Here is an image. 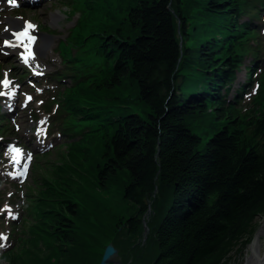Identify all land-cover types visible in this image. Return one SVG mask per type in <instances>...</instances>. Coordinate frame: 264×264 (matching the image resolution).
I'll return each mask as SVG.
<instances>
[{
    "label": "trees",
    "instance_id": "16d2710c",
    "mask_svg": "<svg viewBox=\"0 0 264 264\" xmlns=\"http://www.w3.org/2000/svg\"><path fill=\"white\" fill-rule=\"evenodd\" d=\"M257 1L138 0L125 21L116 6L104 27L91 34L95 53L113 64L97 83L77 86L67 103L77 118L90 112L79 107V96L90 98L87 89L112 90L127 79L138 89L137 99L148 105V119L109 118L111 111L82 119L97 121L110 134L98 166L101 184L106 187L120 172L127 175L124 197L135 213L125 225L119 223L121 245L131 250L132 241L143 237L145 217L156 248L151 264H220L232 242L264 211V82L257 109L246 116L233 105L225 108L222 95L248 53V41H242L248 22L240 20L255 11ZM98 16L90 6L86 21ZM77 34L74 41L82 45ZM72 181L58 177L59 189L45 178L38 195L40 201L51 190L46 213L53 234L70 244L72 218L62 204L72 215L77 205L59 198Z\"/></svg>",
    "mask_w": 264,
    "mask_h": 264
},
{
    "label": "rangeland",
    "instance_id": "374dc122",
    "mask_svg": "<svg viewBox=\"0 0 264 264\" xmlns=\"http://www.w3.org/2000/svg\"><path fill=\"white\" fill-rule=\"evenodd\" d=\"M76 1L82 9H89L91 6L99 15L97 19L89 21H86V18L83 19L77 25L78 29L75 32L76 38L78 37V32L82 35L81 40L86 37L89 38V40L83 42L80 46L83 47L81 53L79 50L78 53L80 54L74 60L78 62L71 63L72 67H80L78 71L82 76L88 75V80L85 83L88 85L91 81L92 83H97L98 81L95 79L104 78L105 74L102 71L108 68L109 63L113 64V59H108L104 54L100 56L96 53L90 55L89 52L98 47L93 36H91L93 30L101 28V26L104 27V24L112 17V12H115L114 8L116 6H120L123 10L120 14L121 22L125 21L129 8L135 7L138 0ZM70 6L75 8L74 0H71ZM78 18L79 15L72 16L71 10L65 11V15H62L61 20L55 28L58 32L54 38V46L60 41L66 40V35L77 24ZM47 20L45 19L44 21L47 22ZM192 22V20H187V24H191V26ZM80 29H82L81 32ZM89 41V50H86L85 47L88 46ZM262 43L264 46V38ZM62 49L65 51L67 47L63 45ZM68 52L69 50L67 54ZM56 59H59V55H56ZM250 60V57L246 59L247 66ZM76 68L71 69V71H76ZM245 71V68H243L239 74L240 82L238 86L243 81H247V77H249V73L246 75ZM255 77L254 75L252 76L253 79ZM100 91L98 88H94V91L87 89L85 95L89 96L91 100H88L90 99L88 97L79 96L81 99L79 107L86 106L89 108L87 111H90L84 115L111 111V115L106 113L109 118L138 114L144 119H148V105L137 99L139 91L129 80L126 79L122 86H117L115 89H101ZM95 92L96 95L93 94ZM228 97L229 101H231L234 98V92H230ZM62 100L64 101L63 98ZM250 100L247 99L241 103V108L246 109L245 111L248 110L247 112L257 109L256 106L249 109ZM74 115L75 113L73 112ZM84 115L78 114L77 118L69 117L66 121L59 122L63 126L70 127V132L74 134V139L72 142H66L49 156L43 158L38 167L39 170L36 169L34 172V176H36L35 173L39 171V179L41 174L43 178H47L52 182L55 187H58V177L60 180L68 176L73 178L74 181L71 182V187L66 186L64 188L63 194L65 197L59 198L61 200L66 199L67 202L77 205L75 207L77 214L72 215L67 208V204H62L65 208L64 213L72 218L70 220L73 224V243L70 244L66 240H59L53 234V223L46 213L48 203L53 198L49 196L51 193V190H49V194L43 196L42 200H40V219L31 218L32 225L37 224L30 228L28 226L29 231L33 230L32 235L27 236L28 228H22V237L25 244H22L21 250H24V252L13 257H6V261L0 260V264H100L103 254L110 244H113L118 250L119 257L116 259V262H120L121 264H151L155 259L156 248L153 245V240H151V237L154 235L150 229L148 232L144 230L143 237L132 241L133 247L131 250L125 249L121 245L123 235L120 232L122 225H119V223L124 224L125 220L135 213V206L124 197L127 175L120 172L118 177L110 181L106 187L101 184L98 177V166L106 158L110 134L104 132V128L99 126L101 124L97 123V121H83L82 117ZM6 130L7 128L5 127L2 133L6 132ZM73 154L76 155L74 162L70 159V155ZM69 166L74 167L72 172H70ZM39 185L40 181L37 186L34 183V188L29 192L31 200L38 195L39 188L37 187ZM57 196L55 197L56 207L59 206L56 202ZM262 222H264V211L258 214L248 228L244 230V233L232 242L231 247L221 259L220 264H246L247 257L250 256L248 253L249 247L254 243ZM57 226L60 227L58 224ZM118 226L120 229H118ZM260 244V252L264 257V238ZM19 250L15 253L18 254ZM123 257H130L129 261L124 260Z\"/></svg>",
    "mask_w": 264,
    "mask_h": 264
},
{
    "label": "snow or ice",
    "instance_id": "6c2138e0",
    "mask_svg": "<svg viewBox=\"0 0 264 264\" xmlns=\"http://www.w3.org/2000/svg\"><path fill=\"white\" fill-rule=\"evenodd\" d=\"M34 29H35V25H33L31 22H28L22 32L14 33V35L16 36V39L20 42V45L23 46L24 49H25L24 56H23L25 64L29 63L30 60L34 59V54H33V50H32V45L36 41V37L34 35H32V31ZM5 45L6 46H13V47L16 46V45H10L8 41H5ZM3 83H4L5 87H8V84H9L8 80H5ZM0 95H3V93H0ZM31 99H32V97L29 96L28 100H31ZM41 123L43 124L44 122L41 121ZM41 132H42V130L38 129L37 130V135L38 136L41 135ZM11 152L13 153L12 161L15 164L18 165L20 163L21 158H23L25 156V154L22 152L21 149L16 148V147H12L11 148ZM26 158H27L28 161H31L32 160V154L31 153H27V157ZM27 171H28V164L25 163L23 165V170L22 171H18V172H15V173H9V175H12L13 178L19 177L22 180L24 177H26ZM5 210L8 211L9 216L12 219L16 218V216L12 214L10 208H8L6 206ZM7 239H8L7 235L0 234V247H4L5 246V244L3 242H6Z\"/></svg>",
    "mask_w": 264,
    "mask_h": 264
},
{
    "label": "bare ground",
    "instance_id": "6f19581e",
    "mask_svg": "<svg viewBox=\"0 0 264 264\" xmlns=\"http://www.w3.org/2000/svg\"><path fill=\"white\" fill-rule=\"evenodd\" d=\"M58 20V17H55ZM147 221V220H146ZM264 238V222H262L261 227L256 235L254 243L249 247V257H247L246 264H264V257L261 255V240Z\"/></svg>",
    "mask_w": 264,
    "mask_h": 264
},
{
    "label": "water",
    "instance_id": "95a60500",
    "mask_svg": "<svg viewBox=\"0 0 264 264\" xmlns=\"http://www.w3.org/2000/svg\"><path fill=\"white\" fill-rule=\"evenodd\" d=\"M157 193L158 190L155 191V194ZM150 213H151V204H149L148 215ZM143 223H144L145 232H148L149 228L147 227V221L145 217L143 218ZM118 257H119L118 250L113 246V244H110L106 248L100 264H121L120 262H116L117 261L116 259Z\"/></svg>",
    "mask_w": 264,
    "mask_h": 264
}]
</instances>
